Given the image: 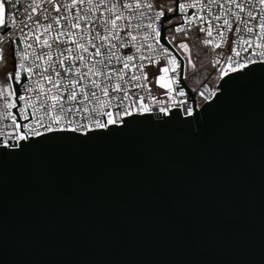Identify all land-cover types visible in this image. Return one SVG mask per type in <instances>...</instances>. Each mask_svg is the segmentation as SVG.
Instances as JSON below:
<instances>
[{"label":"snow or ice","instance_id":"1","mask_svg":"<svg viewBox=\"0 0 264 264\" xmlns=\"http://www.w3.org/2000/svg\"><path fill=\"white\" fill-rule=\"evenodd\" d=\"M104 2L105 0H100L99 4L90 3V12L99 11ZM75 4L76 0H72V4L65 5V8H71ZM227 4V9L223 4L219 5L225 18L222 26L214 28L212 20L205 21L203 16L197 14H185L189 9L203 12L208 8V5L200 7L196 2L124 0L119 8L117 3H111L104 8V12L109 14L108 17H97L102 22L103 34L97 32L96 36H91V29L87 33L77 34L71 30L65 33L63 26L56 30L53 37L55 41H59L61 36H67L70 40L76 35L77 42L75 49L71 46L67 48V55L63 50L58 51V59L54 61L52 44L48 39L53 30V23L41 24L38 19L33 21V17L28 15L27 19L35 23L36 29L33 30L28 24L23 25L28 32L21 31L19 34V40L24 42L21 49L19 43L13 41L14 33L10 31L17 28V4L11 0H0V30H4L0 34V43L4 40L15 43L13 71L5 74L6 86L0 83L3 115L6 120L11 121L5 125L9 131H0V160L13 159L20 165H25L34 156H40L47 161L57 150L64 147L83 153L99 143H122L148 135L164 142L155 147L154 154L158 159L166 160L170 153L175 155L176 160L171 167L177 178L190 180V173H195L205 182L214 185L226 180L237 194L242 193L251 181L252 159L249 150L242 146H232L236 143L235 130L242 113H228L224 126L219 129L210 126L209 114L220 108L226 99L239 104L250 80L256 73L264 74V0H259L261 10L258 14L248 12L247 22H244L241 16L245 10L243 3L227 0ZM233 4L237 9L234 15L238 21L245 24L249 37L233 40L230 45L226 32L233 30V23L226 17ZM59 7L57 5V11ZM120 9L128 10V15H124ZM31 11L35 13L37 9L33 7ZM178 16L183 21L179 26ZM133 18L138 21L133 25L136 34L127 31L129 39L123 41L118 31L119 22H125L126 31ZM257 18L258 23H254ZM44 19L47 20L48 17L45 16ZM64 19L67 21V17ZM214 19L219 21L221 16H215ZM83 22L87 25L93 24L88 15L84 17ZM54 23L60 24L59 16L55 18ZM192 27H198L201 33L206 32L208 38L202 40L204 45H212L217 49L228 47L230 52L226 56L218 53L214 61L215 65L219 66L216 80L222 83H217L211 90L200 92L199 100L194 95L189 96L183 87H178L180 62L169 48L161 43L163 39L171 44L172 40L176 39L175 33H183L187 37L188 29ZM70 28L79 29L81 24L72 23ZM41 30L44 33L43 39ZM214 31L215 41L210 39ZM170 32L173 33L171 39ZM97 38L100 41L98 45L94 43ZM30 39L32 43L28 42ZM82 39L87 40V44L80 43ZM253 40L256 41L254 44ZM36 42H39L41 49H48L44 56L29 51ZM87 45H91L94 51L89 54L87 63H84V53L88 52ZM117 45L120 48L134 47L139 56L117 55L114 51ZM101 49L105 51L102 52ZM180 49L189 52V45L181 42L176 51L179 52ZM250 49L253 55L258 56V60L247 54ZM16 57L19 58L18 63ZM3 58L4 50L0 47V61H3ZM161 60L164 61L163 66H160ZM38 61H43L46 66L42 67ZM66 61L70 62L67 67ZM77 61L81 62L80 68L75 67ZM113 61L122 63L123 66L119 69L109 67ZM54 63L66 74L75 71V77L69 75L65 83L61 72L52 67ZM146 64L157 66L154 72L159 75L154 74L153 79L161 89L166 90V99H157L152 95L148 71L145 70ZM37 68L40 69L41 80L50 86L45 89L41 81L36 82L43 93V99L39 94L33 97L36 86L24 82L26 78L31 80L36 74L34 69ZM130 68L137 69L140 74L133 73L130 79H126L127 70ZM49 71L54 73L55 79L44 75ZM96 78L101 79L98 82ZM131 88L138 91L131 93ZM96 90L100 92L99 97ZM141 91L145 94L141 95ZM78 96L82 97V100L78 99ZM17 101L22 102L18 112L19 119L17 114L11 111L17 107ZM37 106L42 113L40 115H37ZM209 166L214 169L212 175L208 173ZM19 178L23 182V168ZM76 182L80 183L79 179ZM170 187L171 185H165V190ZM4 200L5 190L0 184V205ZM92 208H95V204L91 200L89 209ZM16 215L22 216V210L18 208ZM8 238L6 226L0 223V244ZM13 238L24 239L21 234H14Z\"/></svg>","mask_w":264,"mask_h":264},{"label":"water","instance_id":"2","mask_svg":"<svg viewBox=\"0 0 264 264\" xmlns=\"http://www.w3.org/2000/svg\"><path fill=\"white\" fill-rule=\"evenodd\" d=\"M236 111L232 146L252 155L240 194L226 180L177 178L175 155L158 159L164 142L148 135L83 153L64 147L25 165L0 160V223L9 233L0 264H264V74H255L239 104L226 99L211 112L210 126L222 128Z\"/></svg>","mask_w":264,"mask_h":264},{"label":"built area","instance_id":"3","mask_svg":"<svg viewBox=\"0 0 264 264\" xmlns=\"http://www.w3.org/2000/svg\"><path fill=\"white\" fill-rule=\"evenodd\" d=\"M12 3H16L17 4V9L16 11V19H17V28L15 29H11L10 31H12L14 33L13 35V41L15 43H19V46L21 49H23L24 47V42L19 40V34L21 31L27 33L28 29L24 28L23 25L24 24H28L31 26V28L33 30L36 29V25L35 23H33L34 20H39V22L41 24H47V23H53V30L52 32L49 34L48 39H49V43L52 44V48H51V52L53 54V60H57L58 57L56 56V53L58 51L63 50L65 55H67V48L69 46H71L73 49H75L76 46V35H73L72 38L69 40L67 38V36H61L59 41H55L53 39V37L56 34V30L61 28V26H63V31L65 33L69 32L70 30L73 33H87L89 32V29H91V36H96L97 32L102 33V28H101V20L97 19V17H103L104 19H106L108 17V13L104 12V8L108 7L111 3H117L118 8L119 6L124 2V0H105L104 5L99 9V11L96 12H90V3L91 4H99L100 0H83V2H81V0H76V4L73 5V7L71 8H65V5L68 4H72V0H11ZM179 2L184 3V2H196L200 7H203L204 5H208V8H205L203 12L198 11L197 9H189L187 11V15H192V14H197V15H201L204 17L205 21L208 20H212L213 23V27H219L223 25V19L225 18L222 14V10L219 7V5L223 4L225 6V9H227L228 4H227V0H179ZM237 3H243L245 6V10L243 13H241L242 19L244 22H247L249 20L248 17V12L252 11L255 14H258L261 10V6L259 4V0H251V2H249V0H236ZM57 5H59V11H57ZM35 7L37 9V11L35 13H32L31 9ZM210 9V11H209ZM11 10V9H10ZM124 15H128V10L125 9H120ZM237 11V9L235 8V5L233 4L231 6V12L229 13V15L226 17L228 19H230L233 23V30L231 32H226V35L229 38V44H232L233 40H239L241 38L243 39H247L249 37V34L247 33L246 29H245V24L241 23L240 21H238L234 15V13ZM31 15L33 17V21H30L27 19V16ZM88 15L89 18L93 21V24L91 25H87L85 24L84 21V17ZM183 15V14H181ZM221 16V19L219 21H216L214 18L215 16ZM47 16L48 19L45 20L44 17ZM59 16L60 17V24H55L54 20L55 18ZM65 17H67V21H65ZM254 23H258V18L255 19L253 21ZM72 23H80L81 24V28L79 29H71L70 25ZM136 23H138V21L133 18V20L129 23V26L127 28V30L125 31L124 29V21H120L119 22V34L120 37L123 41H127L129 39V37L127 36V31H133V34H136L135 30L133 29V25H135ZM146 23V21H145ZM183 23V21H181L179 19V16L177 17V25H181ZM204 26V25H201ZM185 27H187L185 25ZM237 29H239V31H237ZM2 31L4 30H0V34H2ZM258 32V29H257ZM41 35V39L44 38V33L41 30L40 32ZM173 35V33H169V39H171V36ZM176 39L172 40L171 44H168L167 41L166 43L161 40V43H163L165 45V47H168L169 50L172 52L173 55L176 56L177 60L180 62V69L178 70L180 72V76H179V80L180 83L178 85V87H183L185 89V92L189 93V96H196L197 99L199 100V93L200 92H204L206 90H211L212 87L214 85H216L217 83H220V81L216 80V77L219 73V66L215 65L214 61L217 59V54L221 53L223 56L229 55V48L228 47H224L223 49H217L212 45H204L202 43V40L207 37L206 32H199L198 27H192L190 29H188V35L187 37L184 36L183 33H175ZM139 40V37L137 38ZM212 40H216V32H213V36L210 38ZM188 41L191 44V48L193 50V56L195 59V55H196V51L195 50V46L200 44L202 47H204L206 50H208V52L210 53V57H209V65L211 67V72L209 77L201 82V83H195L192 82L191 79V73L189 71V63H188V59L185 55V51L183 49H180L179 52L176 51V49L178 48L179 44L183 41ZM14 42H9L7 40H4L2 43H0V47L3 48L4 50V58L3 61H0V83L4 84L6 86V79H5V74L7 72L13 71V49L15 47V43ZM29 43H32L33 41L30 39L28 41ZM80 43H85L87 44V40L82 39L79 41ZM99 38H97L94 43H96L97 45L99 44ZM256 41L253 40V44ZM39 42H36V44H34L33 48L30 49V52H34L36 55H40V56H44L45 53L48 51V49H41L38 46ZM88 46V52L84 53L85 55V61L84 63H87L89 54L92 53L94 51V49L91 47V45H87ZM239 50V49H238ZM102 52L105 51V49H101ZM114 51L117 53V55L120 56H127V55H133L136 54L137 57L139 56L138 53H136V49L134 47H126V48H120L119 45H117V47L114 49ZM257 51H259V49H257ZM249 56H251L253 59L258 60V56H255L252 54L251 49L249 50V52L247 53ZM242 55H244V53L242 52ZM102 58V57H101ZM19 58L16 57V62L18 63ZM37 63L41 64L42 67H45L46 65L43 64V61H38ZM164 61L161 60V64L160 66H163ZM221 63H223V59H221ZM70 62L66 61L65 62V67L69 66ZM123 65L122 63L117 64L115 61H113L111 63V65H109V67L112 68H121ZM53 68H55L56 71L61 72V77L63 79V81L66 83L67 79L69 78V75H71L72 77H75V71H73V73L71 74H66L63 72V70L58 66V64H53L52 65ZM76 68H80L81 67V62L77 61L75 64ZM157 66L156 65H148L146 64V68L145 70L148 71V76H149V87L152 90V95L156 96L157 99H166L164 93H165V89H161L159 87L158 84L155 83L153 76L155 75H159V73H155L154 70ZM151 69V70H149ZM83 71H86V69H82ZM34 72L36 73L35 75H33L31 77V80L29 81L27 78L25 79L24 82L29 83L30 86H36V92L33 93V97H35L37 94L40 95V98L43 99V93L40 91V86L36 85L37 81H41L42 86L47 89L48 87H50L46 82L41 80V76H40V69H34ZM128 72V76H126V79H130L131 75L133 73H135L136 75H139V71L137 69L134 68H130L127 70ZM45 76H51L53 79H55V75L52 71H49L47 73L44 74ZM99 82V80L101 78H96ZM90 87V86H89ZM194 90V91H189V90ZM97 91V96H100V92L99 90ZM131 93H135L138 90L135 88H131L130 89ZM77 92L79 93V88H77ZM141 95H144V92H140ZM78 99L82 100V97L78 96ZM65 100H66V96H65ZM20 106H22V102L17 101V107L12 109L11 111L14 114H17L18 116V112H19V108ZM38 107V111H37V115L42 114L39 111V106ZM19 119V116H18ZM11 121L10 120H6L4 118L3 115V98L0 97V131H9L10 129L6 128L5 125L6 124H10Z\"/></svg>","mask_w":264,"mask_h":264},{"label":"trees","instance_id":"4","mask_svg":"<svg viewBox=\"0 0 264 264\" xmlns=\"http://www.w3.org/2000/svg\"><path fill=\"white\" fill-rule=\"evenodd\" d=\"M197 47L199 49L198 53L200 55L198 56V60L197 59H194V60L196 61V64L198 62H201V63L200 64L198 63L197 69L191 73L190 80L195 83H201L209 77L210 72H211V67L209 65L210 53L208 52V50H206L204 47H202L198 43H197Z\"/></svg>","mask_w":264,"mask_h":264},{"label":"rangeland","instance_id":"5","mask_svg":"<svg viewBox=\"0 0 264 264\" xmlns=\"http://www.w3.org/2000/svg\"><path fill=\"white\" fill-rule=\"evenodd\" d=\"M159 2L167 3L168 1H167V0H159ZM182 42L187 43V44L189 45V52H185V55H186V57H187V59H188V63H189V57H190V59H191V63H189V71H190V73H192V72H194V70L197 69V65H198V63L200 64L201 62H198V63L196 64V61L194 60L193 50H192V48H191V44H190V42L185 41V40H183ZM194 46H195V47H194L195 50H196V51H199L197 45H194ZM199 55H200V54H199L198 52H196L195 59L198 60V56H199ZM193 65H194V66H193Z\"/></svg>","mask_w":264,"mask_h":264},{"label":"flooded vegetation","instance_id":"6","mask_svg":"<svg viewBox=\"0 0 264 264\" xmlns=\"http://www.w3.org/2000/svg\"><path fill=\"white\" fill-rule=\"evenodd\" d=\"M168 1V0H167Z\"/></svg>","mask_w":264,"mask_h":264}]
</instances>
